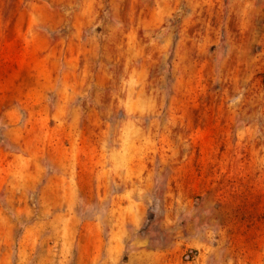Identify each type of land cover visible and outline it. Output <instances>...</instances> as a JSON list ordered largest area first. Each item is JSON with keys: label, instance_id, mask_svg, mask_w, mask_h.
<instances>
[{"label": "rangeland", "instance_id": "1", "mask_svg": "<svg viewBox=\"0 0 264 264\" xmlns=\"http://www.w3.org/2000/svg\"><path fill=\"white\" fill-rule=\"evenodd\" d=\"M0 264H264V0H0Z\"/></svg>", "mask_w": 264, "mask_h": 264}]
</instances>
